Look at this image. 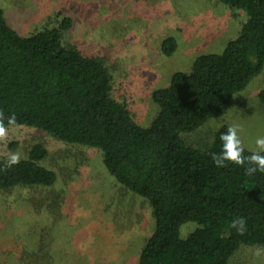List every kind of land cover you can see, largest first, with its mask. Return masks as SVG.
I'll use <instances>...</instances> for the list:
<instances>
[{"label":"trees","instance_id":"16d2710c","mask_svg":"<svg viewBox=\"0 0 264 264\" xmlns=\"http://www.w3.org/2000/svg\"><path fill=\"white\" fill-rule=\"evenodd\" d=\"M217 1L245 14L239 33L220 53L198 55L188 71H174L166 86L151 92L158 112L147 126L116 96L106 58L65 43L70 18L21 35L0 6V124L38 129L63 144L99 153L101 168L119 187L147 202L154 223L136 264H229L240 246L264 248V172L247 173V163H213L211 154L220 151L219 137L228 125L201 147L181 137L222 116L232 96L264 66V0ZM176 47L168 36L160 52L171 56ZM258 99L264 106V88ZM250 154L245 149L243 155ZM47 156L34 143L18 164L8 166L0 158V191H16L32 206L31 214L42 207L49 217L35 230L34 247H0V264H65L66 250L54 234L62 207L49 192L57 175L43 164ZM238 218L245 220L243 232L232 227ZM187 223L194 227L181 237Z\"/></svg>","mask_w":264,"mask_h":264},{"label":"rangeland","instance_id":"374dc122","mask_svg":"<svg viewBox=\"0 0 264 264\" xmlns=\"http://www.w3.org/2000/svg\"><path fill=\"white\" fill-rule=\"evenodd\" d=\"M0 6L8 24L21 35L54 26L63 16L70 18L72 25L63 33L65 43L83 54L106 58L116 96L126 100L142 126L158 112L151 92L166 86L174 71H188L198 55L220 53L245 20L241 10L232 11L217 0H0ZM168 36L177 47L171 56H164L160 44ZM262 88L264 66L232 96L222 116L207 119L181 137L188 145L201 147L219 127L236 123L245 149L253 150L255 138L264 135V106L258 99ZM34 143L48 151L43 164L57 175L49 192L62 207L54 230L56 243L66 250L62 261L136 264L154 223L147 202L119 187L101 168L99 153L63 144L38 129L6 128L0 137V158L8 159L11 153L25 157ZM17 194L0 191L1 249L34 247L37 232L49 219L42 207L37 215L31 214L30 203ZM24 196L25 192L20 198ZM193 227L183 225L181 237ZM228 263L264 264V248L240 246Z\"/></svg>","mask_w":264,"mask_h":264},{"label":"clouds","instance_id":"9594fccd","mask_svg":"<svg viewBox=\"0 0 264 264\" xmlns=\"http://www.w3.org/2000/svg\"><path fill=\"white\" fill-rule=\"evenodd\" d=\"M15 117L10 118V122L14 121ZM219 127V125H218ZM242 129L239 124L233 123L227 126L226 131L220 134L221 149L218 153L211 154L213 163L217 167L226 166V162H231L235 165L243 166L247 163L248 167L245 169L247 173L264 172V135L257 136L254 144L255 148L250 155H243L245 151L244 143L241 139ZM6 129L0 124V137L5 136ZM21 159L19 153H11L7 159V165L11 166L18 164ZM245 220L243 218L234 219L232 227L237 228L238 231H244Z\"/></svg>","mask_w":264,"mask_h":264}]
</instances>
